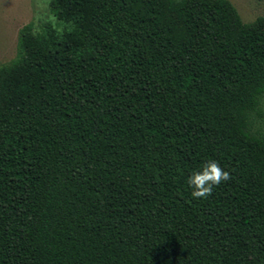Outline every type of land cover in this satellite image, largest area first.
I'll return each instance as SVG.
<instances>
[{
	"label": "trees",
	"instance_id": "obj_1",
	"mask_svg": "<svg viewBox=\"0 0 264 264\" xmlns=\"http://www.w3.org/2000/svg\"><path fill=\"white\" fill-rule=\"evenodd\" d=\"M49 7L0 65V264H264V14ZM213 159L231 178L196 199Z\"/></svg>",
	"mask_w": 264,
	"mask_h": 264
},
{
	"label": "rangeland",
	"instance_id": "obj_2",
	"mask_svg": "<svg viewBox=\"0 0 264 264\" xmlns=\"http://www.w3.org/2000/svg\"><path fill=\"white\" fill-rule=\"evenodd\" d=\"M245 22L264 14V0H230ZM50 0H0V65L16 56L20 29L33 21L37 26L55 19ZM264 127V118L260 121Z\"/></svg>",
	"mask_w": 264,
	"mask_h": 264
},
{
	"label": "clouds",
	"instance_id": "obj_3",
	"mask_svg": "<svg viewBox=\"0 0 264 264\" xmlns=\"http://www.w3.org/2000/svg\"><path fill=\"white\" fill-rule=\"evenodd\" d=\"M230 173L223 170L216 160L206 161L201 170H194L187 183L192 188V196L196 199L207 198L213 191V186L229 180Z\"/></svg>",
	"mask_w": 264,
	"mask_h": 264
}]
</instances>
